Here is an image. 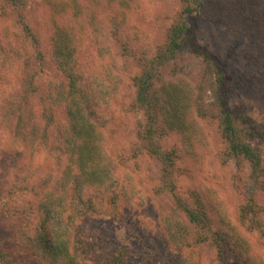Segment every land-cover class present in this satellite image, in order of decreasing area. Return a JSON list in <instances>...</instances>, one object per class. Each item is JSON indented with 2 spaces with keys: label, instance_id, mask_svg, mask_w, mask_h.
Returning a JSON list of instances; mask_svg holds the SVG:
<instances>
[{
  "label": "rangeland",
  "instance_id": "rangeland-1",
  "mask_svg": "<svg viewBox=\"0 0 264 264\" xmlns=\"http://www.w3.org/2000/svg\"><path fill=\"white\" fill-rule=\"evenodd\" d=\"M66 1L61 0L63 4ZM24 2L23 23L40 42V60L23 33L18 10L0 0V244L9 249L11 227L19 217L16 214L34 197L21 192L11 197L4 185L11 182L12 175L21 180L32 177L31 183L44 173L58 178L64 165L58 137L65 125L64 110L52 108L53 123H45L44 114L48 113L40 100L55 78L46 47V12L42 11V0ZM136 4V38L132 33L113 32L106 23L98 43L86 38L78 50L81 76L94 86L99 85L107 98L99 107L104 148L117 163L119 189H126L129 195L112 206L107 204L105 195L91 190L88 195L95 211L75 222L71 234L75 247L83 253L85 264L110 263L117 248L126 251L120 264H219L212 241L194 244L191 236L192 244L180 250L167 244L162 217L187 223L184 212L177 216L182 203L194 210L201 207L211 231L224 232L226 241L234 243L235 248L227 254L230 264H264V190L251 185L250 166L244 159L227 157V144L213 105L214 78L198 59L183 54L162 66L157 75V88L163 81L177 78L186 80L192 88L203 87L195 95L203 113L197 114L193 107L190 118L196 131L192 130L188 137L170 132L158 141L162 150L174 149L177 155L173 191L163 188L161 162L145 153L137 137L143 120L142 113L132 105L134 90L130 78L140 71L138 59L150 57L165 44L169 28L179 20L184 3L136 0ZM56 6L57 2L53 4ZM196 30L200 44L224 59L231 103L247 121L244 125L249 126L253 135L249 139L264 158L262 40L252 30L227 19L219 22L209 14L204 15ZM36 124L46 131V137L41 143L36 140L31 152L29 142L23 141L19 130L21 126L29 129ZM250 198L257 210V223L262 224L261 231L241 226L237 219L240 208ZM15 262L35 264L23 256Z\"/></svg>",
  "mask_w": 264,
  "mask_h": 264
},
{
  "label": "trees",
  "instance_id": "trees-1",
  "mask_svg": "<svg viewBox=\"0 0 264 264\" xmlns=\"http://www.w3.org/2000/svg\"><path fill=\"white\" fill-rule=\"evenodd\" d=\"M18 10L23 33L27 35L38 60L42 58L40 42L23 23L24 0H5ZM57 2V6L53 4ZM184 9L179 20L169 28L166 42L150 57L138 59L140 71L130 78L134 90L133 106L142 113L143 124L137 137L145 153L162 164L163 188H174L173 170L177 155L174 149L162 150L158 141L167 134L176 133L184 137L196 131L191 123L193 107L202 114L199 99L203 91L191 87L184 79L163 81L157 88L158 70L170 61L188 54L198 59L214 78L212 90L215 94L214 108L221 128V136L227 144V157L242 158L250 166V182L253 188L264 190V158L249 139L253 136L247 121L239 115V109L231 103L230 91L225 78V61L203 47L197 28L209 14L221 22L227 19L248 30L262 40L264 48V0H182ZM46 12V28L49 30L47 48L54 66V79L44 92L45 123H53L52 108H62L65 125L58 133L64 165L58 178L44 173L40 178L12 175L11 182L4 186L8 195L21 192L34 200L25 202L18 211L16 224L11 227V249L0 244V264L15 262L19 256L32 259L35 264H85L83 253H78L71 238L72 228L82 215L94 213L90 191L106 196L107 204L117 205L119 198H127L126 189H119L116 178L117 163L105 151L99 107L107 102L99 85L84 80L78 65V50L86 38L99 42L105 25L113 32H138L133 28V19L139 13L136 0H42V11ZM107 23V24H106ZM264 57V56H263ZM223 59V60H222ZM264 64V60H263ZM32 120L33 117H30ZM243 124V125H242ZM34 125V124H33ZM21 126L19 134L29 142L33 152L36 140L41 143L46 131L39 125L29 129ZM14 169V168H13ZM10 176V175H9ZM8 175L5 176L7 179ZM21 180V181H20ZM119 189V191H118ZM129 200V199H127ZM180 203V202H179ZM177 216L187 215V223L162 217L161 227L169 246L182 249L192 244L212 241L219 264H230L227 254L235 248L227 242L225 233L211 231L209 219L200 207L197 210L179 204ZM180 210V211H179ZM182 211V212H181ZM257 210L250 198L239 210V224L261 231L257 223ZM224 233V234H223ZM72 244L74 247H72ZM125 249H116L110 263L120 264Z\"/></svg>",
  "mask_w": 264,
  "mask_h": 264
}]
</instances>
